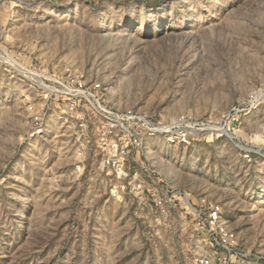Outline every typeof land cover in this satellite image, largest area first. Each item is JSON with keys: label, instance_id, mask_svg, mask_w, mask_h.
<instances>
[{"label": "rangeland", "instance_id": "374dc122", "mask_svg": "<svg viewBox=\"0 0 264 264\" xmlns=\"http://www.w3.org/2000/svg\"><path fill=\"white\" fill-rule=\"evenodd\" d=\"M205 260L264 264V0H0V264Z\"/></svg>", "mask_w": 264, "mask_h": 264}, {"label": "built area", "instance_id": "2783aa9c", "mask_svg": "<svg viewBox=\"0 0 264 264\" xmlns=\"http://www.w3.org/2000/svg\"><path fill=\"white\" fill-rule=\"evenodd\" d=\"M98 87H99V85H98ZM185 137H186V135L183 134L182 138L184 139ZM221 209H222V206L219 203L211 204L209 206L208 216H207L208 217L207 221H208L209 225H211L214 228L219 229L220 231H222V229H223V226L220 224V216H221V212H222ZM222 234L224 235L225 238L230 237L227 232H224ZM203 263L204 264H210V262L208 260H205Z\"/></svg>", "mask_w": 264, "mask_h": 264}]
</instances>
